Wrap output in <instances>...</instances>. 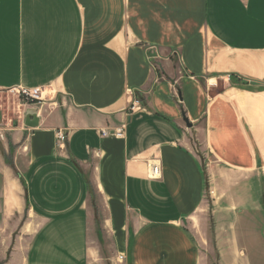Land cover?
I'll list each match as a JSON object with an SVG mask.
<instances>
[{
    "label": "crops",
    "instance_id": "1",
    "mask_svg": "<svg viewBox=\"0 0 264 264\" xmlns=\"http://www.w3.org/2000/svg\"><path fill=\"white\" fill-rule=\"evenodd\" d=\"M17 90L52 98L0 127L8 264H264V0H0Z\"/></svg>",
    "mask_w": 264,
    "mask_h": 264
},
{
    "label": "rangeland",
    "instance_id": "2",
    "mask_svg": "<svg viewBox=\"0 0 264 264\" xmlns=\"http://www.w3.org/2000/svg\"><path fill=\"white\" fill-rule=\"evenodd\" d=\"M51 98L52 97L48 95L47 92H43V93L41 92L40 100L29 102L15 92L0 91V127H6V126L14 127L18 124L20 125L23 124L25 116L28 112H35L37 114L38 110L42 109V107L47 108ZM199 157L201 159V164L203 167L209 164L206 155H203L199 152ZM26 233L29 232L17 231L13 233V238L9 243L10 246L7 252L5 253V257H3V259H1L0 257V264L9 263L11 249L13 248L14 245V238L20 237L21 235L27 236L25 235ZM18 241L20 240L18 239ZM25 244H27L26 241L24 242L23 246ZM18 245H19V250L21 251L22 249L21 245L20 244ZM0 249L3 250L5 248L0 247ZM12 264H24V261L13 262Z\"/></svg>",
    "mask_w": 264,
    "mask_h": 264
},
{
    "label": "built area",
    "instance_id": "3",
    "mask_svg": "<svg viewBox=\"0 0 264 264\" xmlns=\"http://www.w3.org/2000/svg\"><path fill=\"white\" fill-rule=\"evenodd\" d=\"M15 92L29 102H33L35 100H40V96H41V92L39 90H33V91L17 90ZM129 110L131 112H134L136 110L137 111L141 110L138 101L131 102V106H130ZM123 130H124V127L121 126L117 130H115L112 135L120 138L123 136ZM102 135L106 136V135H109V133L103 132ZM65 138L66 137H65L64 131L60 130L57 132L58 142L63 143L65 141ZM146 166H147V170H148V176L150 178L158 179L160 177L161 170H160V166L157 162H153V161L147 162Z\"/></svg>",
    "mask_w": 264,
    "mask_h": 264
},
{
    "label": "water",
    "instance_id": "4",
    "mask_svg": "<svg viewBox=\"0 0 264 264\" xmlns=\"http://www.w3.org/2000/svg\"><path fill=\"white\" fill-rule=\"evenodd\" d=\"M39 125V119L35 112H28L24 119V126L29 129L37 128Z\"/></svg>",
    "mask_w": 264,
    "mask_h": 264
}]
</instances>
